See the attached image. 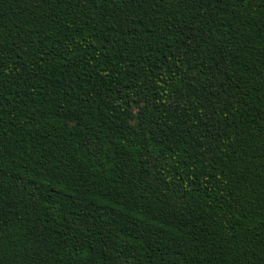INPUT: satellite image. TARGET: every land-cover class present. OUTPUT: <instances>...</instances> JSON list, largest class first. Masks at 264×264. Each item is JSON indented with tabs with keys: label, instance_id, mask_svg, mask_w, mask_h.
I'll return each instance as SVG.
<instances>
[{
	"label": "trees",
	"instance_id": "obj_1",
	"mask_svg": "<svg viewBox=\"0 0 264 264\" xmlns=\"http://www.w3.org/2000/svg\"><path fill=\"white\" fill-rule=\"evenodd\" d=\"M0 264H264V0H0Z\"/></svg>",
	"mask_w": 264,
	"mask_h": 264
}]
</instances>
